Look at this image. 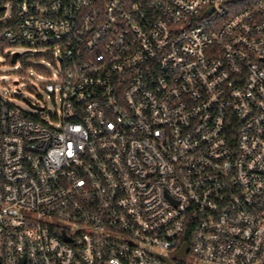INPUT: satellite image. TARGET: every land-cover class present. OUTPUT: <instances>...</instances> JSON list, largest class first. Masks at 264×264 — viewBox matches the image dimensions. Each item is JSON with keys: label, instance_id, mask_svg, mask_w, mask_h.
<instances>
[{"label": "built area", "instance_id": "built-area-1", "mask_svg": "<svg viewBox=\"0 0 264 264\" xmlns=\"http://www.w3.org/2000/svg\"><path fill=\"white\" fill-rule=\"evenodd\" d=\"M0 17L2 51L60 65L53 121L0 92V264H264V0H0Z\"/></svg>", "mask_w": 264, "mask_h": 264}, {"label": "rangeland", "instance_id": "rangeland-1", "mask_svg": "<svg viewBox=\"0 0 264 264\" xmlns=\"http://www.w3.org/2000/svg\"><path fill=\"white\" fill-rule=\"evenodd\" d=\"M2 22L3 18L0 17V25ZM16 52L20 57L13 63L12 55ZM59 70V63L48 55V49L45 47L8 46L3 51L0 49V92L6 94L13 103L33 114L38 112L32 110L27 100L51 108L52 112L45 117L53 121L51 117L59 111L60 101L58 97L54 100L44 90L43 83L52 78L46 71L55 74ZM189 258L190 256L185 260Z\"/></svg>", "mask_w": 264, "mask_h": 264}, {"label": "water", "instance_id": "water-1", "mask_svg": "<svg viewBox=\"0 0 264 264\" xmlns=\"http://www.w3.org/2000/svg\"><path fill=\"white\" fill-rule=\"evenodd\" d=\"M19 56V53L16 52L13 54L12 56V62L15 63L17 61V58ZM188 245L187 244H184L183 248L181 249V251L179 252V254H182V255H185L187 252H188ZM165 259V258H164ZM167 264H173L170 260L168 259H165Z\"/></svg>", "mask_w": 264, "mask_h": 264}, {"label": "trees", "instance_id": "trees-1", "mask_svg": "<svg viewBox=\"0 0 264 264\" xmlns=\"http://www.w3.org/2000/svg\"><path fill=\"white\" fill-rule=\"evenodd\" d=\"M9 45H5V47L3 48V49H5L6 47H8ZM189 239H190V236H187L186 237V241H189Z\"/></svg>", "mask_w": 264, "mask_h": 264}]
</instances>
